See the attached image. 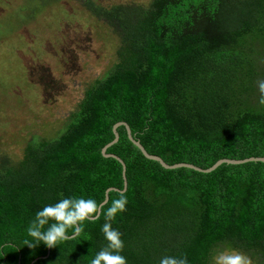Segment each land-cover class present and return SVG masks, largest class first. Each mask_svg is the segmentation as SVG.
I'll use <instances>...</instances> for the list:
<instances>
[{
    "label": "trees",
    "instance_id": "1",
    "mask_svg": "<svg viewBox=\"0 0 264 264\" xmlns=\"http://www.w3.org/2000/svg\"><path fill=\"white\" fill-rule=\"evenodd\" d=\"M93 15L116 37V61L82 90L59 129L26 134L15 159L0 154V264H90L110 250L104 223L122 233L128 264L165 256L213 264L232 249L264 264V163L166 170L124 127L106 154L125 165L126 211L107 217L121 194L112 191L80 237L48 256L42 242L25 245L43 206L64 197L100 206L109 188L123 190L122 165L101 153L116 123L168 165L264 158V0H148Z\"/></svg>",
    "mask_w": 264,
    "mask_h": 264
},
{
    "label": "rangeland",
    "instance_id": "2",
    "mask_svg": "<svg viewBox=\"0 0 264 264\" xmlns=\"http://www.w3.org/2000/svg\"><path fill=\"white\" fill-rule=\"evenodd\" d=\"M148 0H0V154L59 129L82 90L116 61L96 10ZM27 134V135H26Z\"/></svg>",
    "mask_w": 264,
    "mask_h": 264
},
{
    "label": "clouds",
    "instance_id": "3",
    "mask_svg": "<svg viewBox=\"0 0 264 264\" xmlns=\"http://www.w3.org/2000/svg\"><path fill=\"white\" fill-rule=\"evenodd\" d=\"M257 87L260 93L259 104L264 105V79L257 81ZM127 203V197L121 193L119 198L114 199L111 206L106 209L107 217L114 220L126 211ZM98 210L99 204L95 199L83 197H64L54 204L45 205L36 212L38 223L29 224L27 227V235L31 239H26L24 243L32 248L41 242L46 247H55L74 240L81 236L85 222L95 218ZM101 231L108 248L117 250V254H113L110 250H100L91 259L90 264H128L126 256L119 254V250L123 248L122 233L113 228L112 223H104ZM32 241H36V244ZM159 264H186V262L177 260L173 256H165L160 259ZM213 264H252V261L246 254L232 249L227 254L214 258Z\"/></svg>",
    "mask_w": 264,
    "mask_h": 264
},
{
    "label": "water",
    "instance_id": "4",
    "mask_svg": "<svg viewBox=\"0 0 264 264\" xmlns=\"http://www.w3.org/2000/svg\"><path fill=\"white\" fill-rule=\"evenodd\" d=\"M119 127H124L126 130V134H127V138L128 140L136 147L140 150V152L142 153V155L151 161L157 162L160 164V166L166 170H175V169H179V168H186V169H190V170H194L197 171L199 173H211L213 171H215L218 167H220L222 164H228V165H240V164H245V163H249V162H260V163H264V158H249V159H244V160H228V159H223V160H219L217 161L212 167L208 168V169H201L198 167H195L193 165L190 164H185V163H180V164H175V165H168L167 163H165L161 158L154 156V155H150L146 152V150L143 148V146L133 138L132 134H131V130L129 128V126L124 123V122H119L116 123L113 128H112V132L114 135V139L107 144L103 149H102V156L104 158H112L116 161H118L121 165H122V177H123V190L119 191L118 189L115 188H109L106 192H105V197H104V201L101 203V205L99 206V210L97 211V214L95 216V218H93L92 220H95L99 217L100 213H101V208L108 202L109 200V193L114 191V192H119V193H124L127 189V181H126V177H125V165L123 163V161L118 158L117 156L113 155V154H106V151L108 148H110L111 146L115 145L118 140H119V135L117 132V129ZM49 250L50 247H48V254L49 255ZM41 258H37L36 260H34L31 264H34L36 261H38Z\"/></svg>",
    "mask_w": 264,
    "mask_h": 264
}]
</instances>
